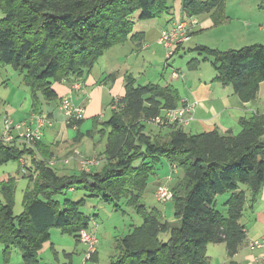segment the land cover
I'll return each mask as SVG.
<instances>
[{
    "label": "trees",
    "instance_id": "trees-1",
    "mask_svg": "<svg viewBox=\"0 0 264 264\" xmlns=\"http://www.w3.org/2000/svg\"><path fill=\"white\" fill-rule=\"evenodd\" d=\"M174 1L0 0L4 15L0 63L21 75L22 84L30 90L31 112L41 114L43 101L57 99L54 84H82L105 52L127 40L141 47L143 33L134 32L135 24L173 17ZM261 3L264 6V0ZM223 8L224 0H180V20L207 13L220 23ZM174 22L170 20L167 28ZM200 48L214 58V82L230 86L243 102L255 100L264 81V45L226 52ZM196 62L188 64L193 68ZM124 90L122 98L112 101L114 110L103 123L110 132L103 153L105 164L99 171L61 176L48 165L54 154L41 149V140L35 150L0 142V165L27 157L30 164L24 176L31 183L24 194V212L18 217L13 214L14 178L0 184V246L5 260L17 250L21 264H38V252L49 241L51 228L76 239L89 228L91 219L82 211L85 199L53 200L76 187L105 203L125 200L142 219L122 237L117 261L111 264H210L209 244H224L233 257L245 243L240 221L246 192L254 201L264 184V114L241 119L238 134L217 130L190 134L171 126L165 128V135L157 136L147 132V125L153 126L148 122L164 110L185 104L177 88L138 85L129 74ZM82 120L66 126L73 128ZM162 160L181 172L170 187L173 222L141 203L147 181ZM224 193L229 197L219 210L215 199ZM163 234L165 241L160 238ZM96 254L88 260L92 264L97 263Z\"/></svg>",
    "mask_w": 264,
    "mask_h": 264
},
{
    "label": "rangeland",
    "instance_id": "rangeland-1",
    "mask_svg": "<svg viewBox=\"0 0 264 264\" xmlns=\"http://www.w3.org/2000/svg\"><path fill=\"white\" fill-rule=\"evenodd\" d=\"M171 5L175 11V17L179 19L182 15L180 0L172 2ZM223 15L224 19L220 23H216L212 15L207 13L195 17L198 21L196 25L198 28L195 26L197 28V33L192 35L190 40L168 60L164 57L165 52L163 48L153 44L151 46V51H155L156 55L151 57L150 60H147L143 67H140L137 63L133 65L134 68L131 70L130 74L136 79V84H169L170 76L174 71L180 73L179 78L184 76L186 83H188L187 78H189V76L186 77V75L189 71L192 72L190 74H193V72L202 73L205 78L215 75V69L212 65L214 58L201 51L200 47L217 52H226L228 50H239L254 44L264 45V6L261 0H224ZM3 17L4 15L0 9V21ZM165 18H167V16H163L161 19H155L153 22H163L162 20H165ZM149 22L151 21L137 22L134 26V32L140 31L143 26L151 24ZM163 24H165V21ZM197 48H199V50H196ZM143 57L146 59L148 58L144 52L140 60ZM194 59L197 61L194 64L195 67L190 68L188 63H191ZM198 69L200 70L198 71ZM21 78V75H19L12 66L0 63V110L3 109L5 103H12V105L18 109V112L14 114L13 117H9L13 122L17 120H20L19 122L24 121L30 111V90L22 84ZM182 82H184L183 78L179 81L172 82V85L178 89L181 96L184 95L187 89L182 85ZM107 99L108 98L104 100L102 106L107 107ZM57 101L58 99L52 101L50 104L55 105ZM40 111L44 114L48 111V107L45 106V108H43V106H41ZM107 119L108 118H106V120ZM60 120L59 118V121ZM60 122L62 123L60 127L63 136H67L69 140L74 139L77 134L76 131L65 127L63 122ZM85 122L86 123L81 128L82 132L91 128V122L89 120ZM155 128L157 129V127L147 125L146 130L154 135V133L157 132ZM187 129L188 128H185L184 130L188 132ZM239 130L240 128L237 127L233 134H237ZM92 138L93 139L89 140L85 137L84 140H87L86 143L98 144L97 141H99L101 137L97 134L95 136L93 135ZM78 145L79 148L83 149V143L81 145L78 143ZM102 146L103 142L100 144V147ZM70 161L75 160H69L65 163V168L55 167L61 176L77 175L79 173L75 169H70L68 164ZM180 176V170L171 169L170 165L162 160L156 166V175L149 178L147 188L141 198L142 204L147 208H156L161 211L164 219L168 222L174 221L173 203L157 201L154 197L153 185L159 180V183L172 187ZM11 177L15 180L13 214L15 217H18L24 212V194L28 187L31 186V183L28 176H24L21 173V166L18 161H9L6 164L0 165V184ZM88 194L89 193L83 188L76 187L72 190L65 191L63 194L53 196V200L62 203L64 199L72 201L85 199L86 205L82 208V211L85 215L90 217L91 220L88 229L97 237V245L95 246V250H97L96 264L114 263L117 261V255L119 254L118 243L123 236L129 233L132 227L139 226L142 223V219L140 215L136 213L135 209L126 206L125 200L105 203L100 197L89 198ZM228 197L229 194L227 193L216 197L215 203L219 210H223L222 205L227 201ZM2 200L0 194V202ZM160 238L165 241L167 235L163 234ZM83 246L84 245H80L78 247L77 245L76 249L74 237L63 234L57 228H51L50 239L43 245L40 256V251L38 252V264H69V262L71 264H92V261L85 260L87 246ZM65 254H71L70 258ZM207 255L209 257L212 256V258H210V264H220L226 260L227 251L223 244H209L207 247ZM12 259H14V254ZM225 263L229 264L228 261ZM12 264H14V261H12Z\"/></svg>",
    "mask_w": 264,
    "mask_h": 264
},
{
    "label": "crops",
    "instance_id": "crops-1",
    "mask_svg": "<svg viewBox=\"0 0 264 264\" xmlns=\"http://www.w3.org/2000/svg\"><path fill=\"white\" fill-rule=\"evenodd\" d=\"M173 12V17L167 16L165 20H162L163 22H153L154 20H149L151 21L149 22L151 24L143 26L144 28L142 27L140 31H137L143 33L144 39L141 47L136 48L134 42L127 40L122 45L115 46L105 52V54L96 62L97 64L94 65L90 73L85 77V80L80 85V88L77 91L71 93L72 102L77 106H81L84 110L83 120L75 127H68L63 123L65 127L76 131L77 134L74 139L69 140L67 136H63L62 129L60 127V124H62L60 121H62V119L57 109L60 98L70 93V85L67 83H56L57 85H53V89L57 94L58 101L55 105L50 104L51 102L43 101L42 106L43 108L47 106L48 111L44 114L41 112L40 114L41 116L50 119L52 122L49 126L43 129V135L45 138L42 135L40 145L42 150L52 152V155L54 154L53 156L56 157V162L52 166L53 168H65V165L62 161L72 154L74 150H77L84 158H90L99 161L97 165L91 167V172L99 171L103 167L105 164L103 153L107 144V136L110 132V128L105 127L103 123L108 121L112 111L114 110V107L111 103L112 101L116 102L118 99L124 96V79L131 73V70H133V65H136L137 63V65L143 67L147 60H150L151 57L156 55L155 51H151V46L153 44L159 45L157 40L160 32L169 26L170 20L178 21L183 18V14L178 19L175 17V11ZM164 21L165 24H163ZM196 27L198 28V26ZM196 27L192 28L190 32V38L192 35L197 33ZM143 52L148 58L146 59L143 57L140 60ZM188 66L192 68V66L189 64ZM199 70L200 69H198V71ZM190 73L192 72L189 71L186 75V77L189 76V78H187L188 83L185 82L184 76L179 78V75L178 78H172V76H170L169 84H166L172 85L173 81H179L183 78L184 82H182V85L187 89L183 96H181L179 93L181 100L187 103L189 101L197 102L193 114V120L186 127H183V129L188 128V132L184 130L185 132L190 134H199L217 130L221 134H227L229 132L233 134L237 127L240 128L239 132L241 131V126L239 125V121L241 119L249 118L252 115L264 114V81L259 84L255 100L243 102L237 95L233 93L230 86H224L213 81V79L216 77V72L215 75H212L209 78H205L202 73ZM106 98H108L107 107H104L102 106V103ZM29 110L30 111L25 119L29 118V116L32 114L31 107ZM17 112L18 109H16L12 103H5L3 109L0 110V130L2 128L3 119L5 117H13ZM59 118L61 119L60 121ZM106 118L108 119L106 120ZM88 120L91 122V128H88L86 131L82 132V126L86 123L85 121ZM19 121L20 120H17L16 122ZM156 131L157 132L154 133V135L157 136L165 135L168 132L167 129L160 128H157ZM97 134L101 137L100 140L97 141L98 144L86 143L87 140H84L85 137L91 140L93 139V135L95 136ZM102 142L104 148L103 146L100 147ZM78 143H80V145L82 143L84 144L83 149L78 147ZM16 146L21 148L19 145ZM25 158L27 157L23 156L22 158L25 162V167H23L21 164L22 162L19 161L21 173L23 175L25 174L24 168L30 164L28 158ZM68 164L70 169H75L77 172L82 170L78 159L76 162L70 161ZM171 169L174 170L172 167ZM155 175L156 172L154 176ZM148 182L149 179L147 184ZM159 182V180L155 182V185H153V190H155L156 186L160 184ZM240 222L245 228V243L239 248L236 255L230 257L227 254L225 258L226 260L220 264H226V261H228L229 264H256L254 258L258 257V255L261 254V251L250 250L248 248V243L251 240H256L264 236V184L259 195L254 201L251 200L249 192H246V206ZM87 231H89V229H87ZM74 243L76 249L77 245L78 247L80 245H84L83 247H86L85 244L79 242L76 238H74ZM2 250L3 247L0 246V264H12V261H14V264H21V257L18 251L12 250L10 257L7 260H4L5 257L3 256ZM13 254L14 259H12ZM40 254L41 250L39 256ZM65 255L70 258L71 254ZM208 258L210 261L212 256H208ZM69 264L71 263L69 262Z\"/></svg>",
    "mask_w": 264,
    "mask_h": 264
},
{
    "label": "built area",
    "instance_id": "built-area-1",
    "mask_svg": "<svg viewBox=\"0 0 264 264\" xmlns=\"http://www.w3.org/2000/svg\"><path fill=\"white\" fill-rule=\"evenodd\" d=\"M198 24L195 17L186 18L172 23L169 28L163 29L160 32L157 43L163 47L165 58L170 59L175 54V48L185 44L190 38V32ZM172 78H178L177 71L172 72ZM79 83L70 85L69 94L60 98L58 104V112L62 122L65 125H75L77 121L83 118L84 110L81 106H77L72 102L71 93L80 88ZM174 109L164 110L161 114L151 118L148 123L157 128L186 127L192 120L197 102H184ZM51 120L41 116L40 114L32 113L28 119L21 122H13L10 118L5 117L0 130V142L6 145H19L25 149L35 150L37 143L41 140L43 129L51 124ZM79 160L82 171H90L92 166L98 164V160L84 158L77 150H74L62 162L65 164L69 160ZM24 167L25 162L20 160ZM56 162V157L52 156L48 160V165L53 166ZM174 168V167H172ZM175 169V168H174ZM154 197L159 202H170L172 192L168 185L158 184L154 190ZM78 240L87 246L86 258L89 260L92 254L96 252L97 237L94 233L81 230L78 235ZM250 250H260L261 254L254 258L256 264H264V236L251 240L248 243Z\"/></svg>",
    "mask_w": 264,
    "mask_h": 264
},
{
    "label": "water",
    "instance_id": "water-1",
    "mask_svg": "<svg viewBox=\"0 0 264 264\" xmlns=\"http://www.w3.org/2000/svg\"><path fill=\"white\" fill-rule=\"evenodd\" d=\"M196 50H199V48H197Z\"/></svg>",
    "mask_w": 264,
    "mask_h": 264
}]
</instances>
